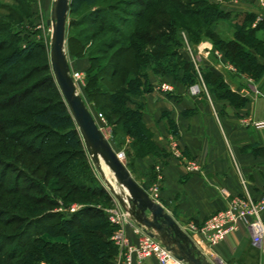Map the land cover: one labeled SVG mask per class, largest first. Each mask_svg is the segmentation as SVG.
<instances>
[{"label":"rangeland","instance_id":"obj_1","mask_svg":"<svg viewBox=\"0 0 264 264\" xmlns=\"http://www.w3.org/2000/svg\"><path fill=\"white\" fill-rule=\"evenodd\" d=\"M52 1L55 0H48V3L44 0H0V242L15 241V244L6 245L0 255L16 247L21 250L20 244L24 242L27 235L34 241L44 225H54L58 221L66 220L75 227V231L70 234L64 230L58 237L41 235L37 238V244L30 246L38 254L35 256L34 253L33 256L35 264H50L52 257L46 251L52 249L55 254L58 251L55 250V245L70 247L75 239L81 238L82 234L77 229L80 225L86 224L90 231L102 235L104 231L101 229L105 227L104 225H108L107 212L114 208L117 202L92 162L86 146L84 156L87 158L90 173L94 179H98L102 187L92 186L96 194L89 195L79 193L72 184L73 171H78L84 163H81V160L75 161L78 156H73L74 152L67 145V140L61 136V131L59 134L51 133L43 127H35L32 124L30 111L58 109L61 103H65L51 64L53 28L48 22L52 17ZM145 1L157 4V10L165 5L160 4V0H110L98 3V7L123 18L127 23L117 22V26L126 34L129 32L128 25L135 20V15L142 11L149 13L144 6ZM193 1L183 0V5L191 7ZM212 1L221 6L218 0ZM92 11L93 8L85 7L79 14L70 13L68 16L66 52L72 76L75 78L78 93L86 102L99 129L116 153L122 155L121 160L134 179L148 193H155L160 177V154L158 152L153 154L157 156V160L151 167L144 166L142 161L148 156L139 155L132 149L133 142L128 137L130 123L121 122L118 117H114L113 111L116 108L109 110L103 107L102 95L96 92L91 82V57L96 45L105 36L112 41L121 38L117 34L103 32L98 34L93 42L89 40L88 38L99 29V27L90 26L89 22L83 23L84 18L88 17ZM243 17L234 19L241 22ZM154 19L161 21L159 16H155ZM226 21L220 20L216 27L221 36L228 39L234 34L235 28L233 29L231 23ZM155 33L160 34L163 31L156 30ZM173 36L179 37L183 43L182 48L172 47L169 52L175 51L183 55L186 61L190 60L195 66L188 49L190 47L202 73L208 69L214 70L217 62L214 55L209 56V50L202 49L201 43L210 42L213 51L224 57L213 42L204 37L200 38V43L194 44L196 41L189 38L186 31L180 30L173 33ZM30 45H35V50L17 68L8 73L3 67V58L14 51H22ZM153 48L148 46L145 51L150 52ZM198 48H200L199 51ZM226 61L239 73L235 65L227 59ZM177 63V58L165 59L159 62L158 66L173 67ZM155 66L149 67L148 72L154 70ZM202 73L198 74L199 81L194 85L201 86L204 83L203 75L202 78L200 77ZM134 101L135 103H130L129 107L136 111L140 108L142 99L135 98ZM206 101L208 103L207 98ZM234 102L237 104L240 101L234 98ZM46 147H49L48 156L52 155L53 164L51 165L46 162L44 152L42 154L40 152ZM60 164H62L61 171L56 167ZM102 168L108 181L114 184V176L109 173L110 171L108 172L104 164ZM157 198L160 201V184ZM87 209L92 210L87 214L89 217L80 216L82 211ZM96 210L101 214H98ZM23 232L26 233V237L21 235ZM111 237L112 235H104L96 241L106 244L112 241Z\"/></svg>","mask_w":264,"mask_h":264},{"label":"trees","instance_id":"obj_2","mask_svg":"<svg viewBox=\"0 0 264 264\" xmlns=\"http://www.w3.org/2000/svg\"><path fill=\"white\" fill-rule=\"evenodd\" d=\"M108 1L110 0H72L70 13L79 14L85 7L93 8L92 13L83 20V23L89 22L90 26L99 27L98 31L88 38L92 42L98 34H103V32L117 34L121 37L112 41L105 36L96 45L91 57L90 79L96 92L102 95L103 107L109 110L116 108L113 111L114 117H118L121 122L130 123L128 137L133 142L132 149L139 155L149 156L158 152L153 134L142 120V101L140 108L136 111L129 107L130 103H135V98L143 99L147 93L152 91L153 87L148 81L149 67L156 65L154 70L158 75H170L176 81L188 86L199 81L196 68L190 60L186 61L183 55H179L175 51L169 52L172 47L182 48L183 44L179 37L173 36V33L180 30L186 31L189 38L196 41L194 44L200 43L201 37L211 40L224 57L237 67L240 74L257 78L264 69L258 60V57L264 58V37L261 36L264 23L252 28L253 15H244L241 23H235L233 39H225L219 33L216 27L217 23L220 20L231 19L233 16L222 11L220 6L213 3L212 0H194L191 7L183 5V0H160V4L165 5L158 10L157 4L145 1L144 6L149 13L142 11L135 15V20L128 25L129 32L125 34L119 29L117 22L122 24L127 22L98 7V3ZM155 16H159L161 21H155ZM238 17L241 16H235V18ZM156 30L163 31V33L156 34ZM148 46H153V50L145 51ZM34 50L35 45H30L22 51H14L3 58V67L9 73ZM173 58L178 59V63L173 67L170 65L166 68L158 66L159 62ZM170 68L173 70L170 71ZM202 75L214 103L215 96L233 103H235L234 98L239 99L216 71L208 69L203 71ZM30 112L33 126L43 127L51 133L59 134L61 131V136L67 140V145L74 152L73 156H78L75 161L81 160V163H84L81 167V163L78 164L80 168L78 171H73L72 174V184L76 191L85 195L96 194L92 186L101 187V184L90 173L87 158L84 156L85 144L67 103H61L58 109L47 108L43 111ZM33 144L35 143L33 142ZM48 149L49 147L43 148L40 152L41 154L44 152L43 154L47 158L46 162L51 165L53 164L52 155L48 156ZM56 167L61 171L62 164ZM96 211L101 214L98 210ZM88 212H92V210L82 211L80 216H88ZM107 224L101 229L105 233L102 235L90 231L86 224L80 225L77 229L82 237L75 239L70 247L55 245V250L61 251V253L57 251L54 254L52 249L46 251L52 257L50 264H111L117 255V247L113 241H108L106 244L96 241L104 235H113L115 228L109 219ZM64 230L70 234L75 231V227L66 220L58 221L54 225H44L34 241H32V237L30 238L28 235L26 237V233L23 232L21 235L26 239L20 244L21 250L16 247L0 255V264H35L33 256L34 253L35 256L38 254L30 246L36 245L37 238L41 235L58 237L59 233ZM11 244H15V241L0 242V252L4 251L6 245Z\"/></svg>","mask_w":264,"mask_h":264},{"label":"crops","instance_id":"obj_3","mask_svg":"<svg viewBox=\"0 0 264 264\" xmlns=\"http://www.w3.org/2000/svg\"><path fill=\"white\" fill-rule=\"evenodd\" d=\"M220 8L233 16V20L226 21L233 29L236 22L241 23L234 19L236 15H253L252 28L264 23L257 0H224ZM261 36L264 37V30ZM233 37L234 34L228 39ZM201 45L210 51L209 56L214 55V70L240 102L215 96L217 119L204 94L192 96L190 86L172 76L148 72L153 89L142 99V120L152 132L160 154L163 181L159 202L212 263L264 264V252L254 243L256 230L251 220L241 221L238 229L217 245H211L202 233L207 222L228 209L234 199H245L241 177L247 182L252 200L264 201V129L254 126L264 121V69L257 78L234 73L226 59L213 51L210 42ZM258 60L264 68V58ZM196 71L202 73L199 66ZM173 143L182 158L175 155ZM156 160L157 156L151 155L142 162L149 168ZM186 161L196 163L200 170L188 171ZM261 218L264 221V211ZM126 234L134 243L138 241L131 227H126ZM135 264L160 263L149 258Z\"/></svg>","mask_w":264,"mask_h":264},{"label":"water","instance_id":"obj_4","mask_svg":"<svg viewBox=\"0 0 264 264\" xmlns=\"http://www.w3.org/2000/svg\"><path fill=\"white\" fill-rule=\"evenodd\" d=\"M71 2L72 0H55L53 3L52 17L48 22L53 28L51 64L57 85L92 162L116 201L149 236L158 239L175 257L187 264H214L205 257L164 207L154 202L148 192L134 179L126 164L99 129L86 102L78 93L66 52ZM102 164H105L113 174L116 187L107 180Z\"/></svg>","mask_w":264,"mask_h":264},{"label":"built area","instance_id":"obj_5","mask_svg":"<svg viewBox=\"0 0 264 264\" xmlns=\"http://www.w3.org/2000/svg\"><path fill=\"white\" fill-rule=\"evenodd\" d=\"M223 2L224 0H218L219 4H223ZM257 2L261 14L264 17V0H257ZM188 49L196 68H198L191 48L188 47ZM230 70L237 73V70L232 67H230ZM189 92L192 96H198L201 93L205 94L213 115L218 119V112L215 103L204 83L201 86L194 85L190 87ZM254 126L257 130H263L264 121L257 122ZM172 150L177 157L182 158L178 146L175 143L172 144ZM118 156L120 159L122 158V155ZM234 164L237 166L235 159ZM186 169L190 172L200 170L196 163L189 161H186ZM162 181L163 174L160 167L158 187L155 188L156 194L148 193L150 198L158 204H160V202L157 198V194L159 192V184H161ZM241 184L245 191V199H234L230 203L228 209L213 216L207 222L202 233L211 245H217L222 240H225L231 231L238 229V225L241 221H247L249 219L252 221L256 230L254 243L264 252V221L261 218V213L264 211V201L261 203H255L252 200L248 191L247 182L243 177H241ZM107 213L111 225L115 228L111 238L114 245L117 247V255L114 257L111 264L143 263L149 258H156L160 264H187L175 257L173 253L167 250L158 239L149 236L143 228L138 226L130 214L127 213L119 203L116 202L114 208L108 210ZM126 227H131L134 233L138 236V241L136 243L131 241L127 236Z\"/></svg>","mask_w":264,"mask_h":264},{"label":"bare ground","instance_id":"obj_6","mask_svg":"<svg viewBox=\"0 0 264 264\" xmlns=\"http://www.w3.org/2000/svg\"><path fill=\"white\" fill-rule=\"evenodd\" d=\"M105 165V164H104ZM106 166V165H105ZM107 170H108V172L110 171L108 168H107ZM109 173H111V172H109ZM112 174V173H111ZM113 175V174H112ZM108 180V179H107ZM113 182H114V187H116V185H115V181H114V177H113ZM118 189H120V187L118 188Z\"/></svg>","mask_w":264,"mask_h":264}]
</instances>
